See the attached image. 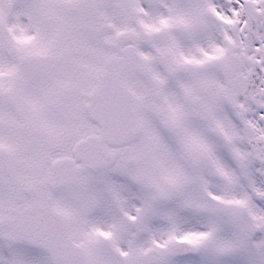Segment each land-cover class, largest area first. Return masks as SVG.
Instances as JSON below:
<instances>
[{
    "label": "snow or ice",
    "instance_id": "snow-or-ice-1",
    "mask_svg": "<svg viewBox=\"0 0 264 264\" xmlns=\"http://www.w3.org/2000/svg\"><path fill=\"white\" fill-rule=\"evenodd\" d=\"M0 264H264V0H0Z\"/></svg>",
    "mask_w": 264,
    "mask_h": 264
}]
</instances>
